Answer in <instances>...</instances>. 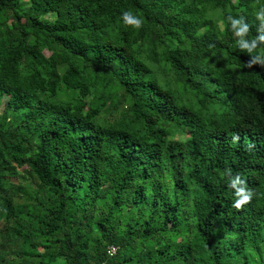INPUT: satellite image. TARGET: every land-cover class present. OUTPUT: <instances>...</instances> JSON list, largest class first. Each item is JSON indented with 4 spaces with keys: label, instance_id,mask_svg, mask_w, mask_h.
I'll return each mask as SVG.
<instances>
[{
    "label": "trees",
    "instance_id": "16d2710c",
    "mask_svg": "<svg viewBox=\"0 0 264 264\" xmlns=\"http://www.w3.org/2000/svg\"><path fill=\"white\" fill-rule=\"evenodd\" d=\"M261 9L0 0V264H264Z\"/></svg>",
    "mask_w": 264,
    "mask_h": 264
},
{
    "label": "clouds",
    "instance_id": "9594fccd",
    "mask_svg": "<svg viewBox=\"0 0 264 264\" xmlns=\"http://www.w3.org/2000/svg\"><path fill=\"white\" fill-rule=\"evenodd\" d=\"M258 15L264 16V9H261V11L258 13ZM122 16H123V20L125 23L132 24L137 29H139L143 24V19L139 16H135L131 11L123 12ZM238 23H240L239 20L233 21L234 25L238 24ZM246 30H247V27L243 26L240 28L239 31L244 32ZM259 39L264 40V36L259 37ZM242 47L248 49L249 52H253L256 49L255 39L253 40L252 43H249L248 41H244L242 44ZM256 62H259V65L261 67H264V50H262L260 54H256L254 60L249 61V65L255 64ZM238 183H240L239 177H237L236 180L232 181V186L234 187ZM241 193H244L243 188L238 189L237 192L235 193L236 197H239L234 201V207H236V208H240L244 203L248 202L252 198L251 190H248L247 193L243 194V195H241Z\"/></svg>",
    "mask_w": 264,
    "mask_h": 264
},
{
    "label": "built area",
    "instance_id": "2783aa9c",
    "mask_svg": "<svg viewBox=\"0 0 264 264\" xmlns=\"http://www.w3.org/2000/svg\"><path fill=\"white\" fill-rule=\"evenodd\" d=\"M108 250H109V253L112 254L115 250V247L111 245Z\"/></svg>",
    "mask_w": 264,
    "mask_h": 264
},
{
    "label": "rangeland",
    "instance_id": "374dc122",
    "mask_svg": "<svg viewBox=\"0 0 264 264\" xmlns=\"http://www.w3.org/2000/svg\"><path fill=\"white\" fill-rule=\"evenodd\" d=\"M1 110V109H0Z\"/></svg>",
    "mask_w": 264,
    "mask_h": 264
}]
</instances>
